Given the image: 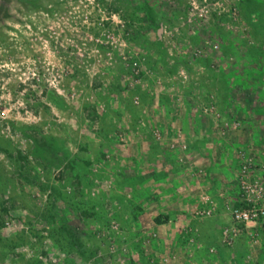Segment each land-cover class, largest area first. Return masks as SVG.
<instances>
[{"label":"rangeland","instance_id":"374dc122","mask_svg":"<svg viewBox=\"0 0 264 264\" xmlns=\"http://www.w3.org/2000/svg\"><path fill=\"white\" fill-rule=\"evenodd\" d=\"M106 37L115 42L110 55L95 42ZM161 48L174 53L169 61L158 55ZM133 61L138 67L129 65ZM175 61L201 62L206 69L197 82L211 81L194 96L195 86L172 87L175 112L188 107L185 124L195 117L215 128L207 141L220 148L242 128L250 133L243 137L252 140L237 135L235 189L241 195L242 161L257 163L264 151V135H254L264 134V0H0V264L261 263L246 238L237 236L239 247L223 254L220 244L212 251L186 237L193 229L183 222L210 219L194 214L201 197L210 196L200 184L202 168L182 173L186 180L177 187L184 185L187 195L178 207L179 225L163 231L153 223L170 219L145 191H134L145 168L137 173L130 155L128 168L110 165L102 175L98 165L95 180L84 177V130L88 119L99 125L97 109L112 114L121 151L128 148L127 132L144 131L179 164L193 160L188 147L182 149L193 130L181 134L182 119H174L167 138L141 94L147 67L151 72L158 62ZM180 76L192 84L188 70ZM181 93L189 96L185 103ZM124 95L131 103L121 100ZM244 107L253 108L249 122L241 117ZM105 139L112 143L110 131ZM260 227L244 233L261 240Z\"/></svg>","mask_w":264,"mask_h":264},{"label":"crops","instance_id":"0c3cea01","mask_svg":"<svg viewBox=\"0 0 264 264\" xmlns=\"http://www.w3.org/2000/svg\"><path fill=\"white\" fill-rule=\"evenodd\" d=\"M184 40L185 38H182V41ZM169 54L174 55L171 50H168L167 52L164 48H161L160 52L158 53L161 58L167 56L166 58L168 59V61ZM196 62L197 61L189 62L186 66L177 64L176 61L174 62V64L168 63V65L163 62H158L160 64H155L151 72L147 67L145 77L143 79V82H146L145 86L147 87V90L145 89L143 90V93H141L147 103L151 104L152 114L154 117L159 119L160 123L164 127L163 130H165L164 132L167 138L172 135L171 133L174 132L172 131L171 133H169V131L167 130L169 129V124L174 119H182V124L185 128V132L182 131L181 134H188L190 130H193L194 133L193 135H191V138L189 140H185L186 144L185 141L183 142L186 145V148L188 147L190 154L192 153L193 160L189 161L187 159L186 162H180L179 164L177 159L173 160V158L170 157L165 145H163L162 143H155L151 133L145 135L144 131H139L140 133L136 132L134 136H131L127 132L128 148L126 152L121 151V149L119 148V144L114 142L115 138L112 136V131L116 127L114 125V122H112V124L110 125L111 120L109 119V117L112 114L109 111L105 110L104 112H102L97 109V113L100 115L99 125L93 127L92 123L88 119L86 122V130H84V148L86 147V151H84V161H87L84 162V166L88 165V167H86L87 176L84 175V177L86 178V180H95V178L97 177L92 168L98 165H100L103 169L102 175L106 174L104 167L107 168L110 167V165L112 167L119 165L117 167L128 168L129 163L127 162L126 155H130V159H132L137 173L139 170H142V166L145 168V171L141 174L142 177H139L135 182L134 191L139 193L145 191V197L148 198L149 203H155V209L159 213H166L167 217L170 219L169 221H162L161 219L162 222L153 223L154 226H158L160 230L163 231L162 228L164 226L167 227L179 225L177 219H179V216H181L182 210L180 211L178 207H180L179 205L182 203V201H186L187 193L186 191L182 190V188H184L182 186L184 185H182L180 188H178L177 186L186 178L184 177V172H187V168L192 170V173H196L195 171H198V169H204L203 173L206 174L202 178L200 184H202V186L208 190L207 193L211 198V203L206 205V207L210 209L211 212L209 214L210 219L207 222H201L192 219L190 220L192 221L190 222V225L186 222H183L187 226H192L193 229V231L188 230L186 232V237L192 239L193 243H197L202 248L209 246L212 251L213 249H216V246H218V244H220L224 248L223 254H225V252L229 250V248H231L234 244L235 246L237 244V247H239L237 243L238 238H236L238 235L231 242L226 243L224 241L223 233L225 229L231 230L234 228L233 226H235L231 220L229 201L234 200L238 203L239 199L241 198V195L239 193L236 194L235 189L237 186V184H235V175L238 173L236 170V165H238L236 158L237 151L235 150L237 147L241 146V142L239 144L240 137H238L237 135L243 134L241 139L251 138L243 137L250 136V133L246 128H242L235 134H232L230 137L222 139L221 148L216 147V145L211 144V142L207 141L208 136L217 133L215 131V128L214 131L211 130V128L209 126H205L204 123L195 121V117H193L192 121H189V124H185L183 122V118L190 117L187 105L186 111L179 109L178 113L175 112V108L172 107L173 101L169 96L172 87H175L177 89L180 88L182 91H184L187 90L189 86H195V88H193V92L195 91V93L192 94L194 96L198 93L197 90L198 88H200V86H211V81L207 79H204L203 82H197V79L201 78L200 75L206 68L201 66V62H198V65L195 64ZM181 69H184L186 72L187 70L188 72H190L192 84L189 83V81L185 82L182 80V77L180 76ZM196 69H201V72H196ZM183 93H181L179 97L185 103L186 99H188L189 96L187 95V93H185V95ZM120 97L122 101L128 103L130 102L129 99L125 98V95ZM184 103H178L177 106H182L184 105ZM260 110L261 109H259L258 111ZM241 111V117L247 120V122H249L250 119H254L255 116L252 114L253 108L244 107V109ZM116 115L121 119L123 118L122 114L116 113ZM113 116H115V114ZM107 119L109 120L107 121V123H105L104 120ZM84 120H86L85 115ZM189 125L191 126V128H189ZM261 128L263 127L261 126L260 129ZM109 131L111 134L112 143H109L105 139V136L107 133H109ZM254 135L264 134L256 132L254 133ZM233 136L236 137L235 141L232 140ZM261 140L264 142V137H262ZM86 142L87 146H85ZM137 152L138 155H136ZM101 153H106V156L109 157V160H102L100 158ZM182 173L184 174V176ZM106 177H110V175L107 174ZM175 178L176 180H174ZM166 202H169V204H166L167 206H164V203ZM114 206L115 205H113L112 207ZM260 226L264 225H259L258 227ZM260 234L261 240H257L256 243L252 242L247 233H241L238 237H242L240 239L241 242H243V240H245L246 238L248 249H258V251H256L257 260L258 262L261 261V263H264V231H262ZM188 235H192V238H190ZM5 237H7V235ZM7 239L8 241H10V239L13 238L12 236H10L7 237ZM4 241L5 243H7L6 240ZM234 241L237 242L235 243ZM224 259L227 260L226 256ZM243 260L244 261L242 264H252L249 258Z\"/></svg>","mask_w":264,"mask_h":264},{"label":"built area","instance_id":"2783aa9c","mask_svg":"<svg viewBox=\"0 0 264 264\" xmlns=\"http://www.w3.org/2000/svg\"><path fill=\"white\" fill-rule=\"evenodd\" d=\"M115 17V16H114ZM96 43L104 45L108 49L107 55H110V50L114 49V41L109 37L106 40H95ZM85 55V52H84ZM132 63V64H131ZM132 67H138V62H130ZM182 149H186V145H182ZM240 159L242 153L239 154ZM240 173L241 184V198L234 206H230L231 220L235 226L231 230L225 229L224 241L226 243L231 242L237 235L243 234L248 228L264 225V151L260 154L259 160L254 162L253 159L243 160ZM253 170L257 175H254ZM202 204L194 208V214L197 217L208 216L211 212L206 205L211 203L210 196H202ZM252 242H257L255 232L251 231L249 234Z\"/></svg>","mask_w":264,"mask_h":264}]
</instances>
